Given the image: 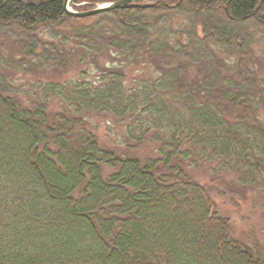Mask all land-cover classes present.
<instances>
[{
    "label": "trees",
    "instance_id": "16d2710c",
    "mask_svg": "<svg viewBox=\"0 0 264 264\" xmlns=\"http://www.w3.org/2000/svg\"><path fill=\"white\" fill-rule=\"evenodd\" d=\"M261 65L264 0H0V264H264Z\"/></svg>",
    "mask_w": 264,
    "mask_h": 264
},
{
    "label": "rangeland",
    "instance_id": "374dc122",
    "mask_svg": "<svg viewBox=\"0 0 264 264\" xmlns=\"http://www.w3.org/2000/svg\"><path fill=\"white\" fill-rule=\"evenodd\" d=\"M257 69L259 70V76L264 79V65H261ZM147 72L151 73L150 69L144 70V73ZM144 76L145 75L142 74V68H130L126 71V82H137ZM79 77L76 78L86 82L96 81L95 75H85L83 78ZM259 117L264 124L263 111L260 112ZM99 126L100 129H105L107 127L103 122H100ZM214 200L218 206V210L229 218L237 238L247 243L264 240V208L255 202V198L253 199L249 196L245 201L235 200L234 202L217 197H215Z\"/></svg>",
    "mask_w": 264,
    "mask_h": 264
},
{
    "label": "water",
    "instance_id": "95a60500",
    "mask_svg": "<svg viewBox=\"0 0 264 264\" xmlns=\"http://www.w3.org/2000/svg\"><path fill=\"white\" fill-rule=\"evenodd\" d=\"M138 1L141 0H121L109 4L102 5L94 10L87 11V12H74L70 10V7H76L77 6V0H64V11L67 15L74 17V18H87V17H93L102 13H107L114 10L119 9H128L135 7ZM150 1H158V0H150Z\"/></svg>",
    "mask_w": 264,
    "mask_h": 264
},
{
    "label": "bare ground",
    "instance_id": "6f19581e",
    "mask_svg": "<svg viewBox=\"0 0 264 264\" xmlns=\"http://www.w3.org/2000/svg\"><path fill=\"white\" fill-rule=\"evenodd\" d=\"M142 1V0H141ZM150 1V0H149ZM139 2V1H138ZM136 4V3H135Z\"/></svg>",
    "mask_w": 264,
    "mask_h": 264
}]
</instances>
